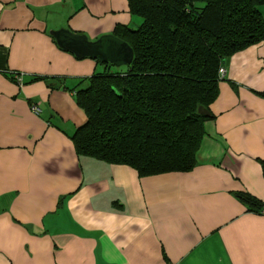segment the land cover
Instances as JSON below:
<instances>
[{"label":"crops","instance_id":"crops-1","mask_svg":"<svg viewBox=\"0 0 264 264\" xmlns=\"http://www.w3.org/2000/svg\"><path fill=\"white\" fill-rule=\"evenodd\" d=\"M139 23L126 0H0V264H264V215L238 197L264 200V40L223 63L190 171L76 156L71 91L104 67L48 32Z\"/></svg>","mask_w":264,"mask_h":264},{"label":"trees","instance_id":"trees-1","mask_svg":"<svg viewBox=\"0 0 264 264\" xmlns=\"http://www.w3.org/2000/svg\"><path fill=\"white\" fill-rule=\"evenodd\" d=\"M126 2L140 23L111 34L130 47V64L110 71L112 65L97 62L104 70L71 91L85 115L70 136L75 154L128 166L139 177L188 172L196 165L203 123L213 117L218 69L264 40L257 9L264 0ZM238 197L257 213L260 203Z\"/></svg>","mask_w":264,"mask_h":264},{"label":"water","instance_id":"water-1","mask_svg":"<svg viewBox=\"0 0 264 264\" xmlns=\"http://www.w3.org/2000/svg\"><path fill=\"white\" fill-rule=\"evenodd\" d=\"M48 34L60 49L71 53L75 58L87 57L115 68L129 65L132 59V51L127 43L112 34L102 35L94 41L65 29L49 31ZM198 113L205 116L208 114L202 107H198Z\"/></svg>","mask_w":264,"mask_h":264},{"label":"built area","instance_id":"built-area-1","mask_svg":"<svg viewBox=\"0 0 264 264\" xmlns=\"http://www.w3.org/2000/svg\"><path fill=\"white\" fill-rule=\"evenodd\" d=\"M13 74H14L13 77H14L16 83L20 84L21 76L18 75V73H13ZM223 75H224V69H223V67H221L218 69V76L221 79ZM72 94H73V92H72ZM30 110L32 111L33 114L37 115L39 113V110L36 106H30ZM255 214L264 215V200L260 202V206L257 210V213H255Z\"/></svg>","mask_w":264,"mask_h":264},{"label":"rangeland","instance_id":"rangeland-1","mask_svg":"<svg viewBox=\"0 0 264 264\" xmlns=\"http://www.w3.org/2000/svg\"><path fill=\"white\" fill-rule=\"evenodd\" d=\"M121 69H124V66H120L119 68H115V67H111L110 68V71H118V70H121Z\"/></svg>","mask_w":264,"mask_h":264}]
</instances>
